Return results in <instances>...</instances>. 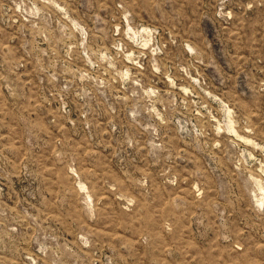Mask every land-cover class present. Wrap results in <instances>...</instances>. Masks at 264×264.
I'll use <instances>...</instances> for the list:
<instances>
[{
  "label": "rangeland",
  "instance_id": "1",
  "mask_svg": "<svg viewBox=\"0 0 264 264\" xmlns=\"http://www.w3.org/2000/svg\"><path fill=\"white\" fill-rule=\"evenodd\" d=\"M0 264H264V0H0Z\"/></svg>",
  "mask_w": 264,
  "mask_h": 264
}]
</instances>
